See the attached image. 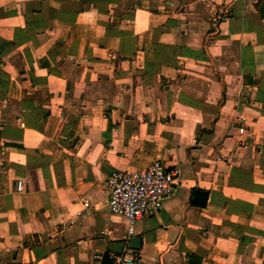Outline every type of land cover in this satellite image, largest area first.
<instances>
[{
	"label": "crops",
	"instance_id": "obj_1",
	"mask_svg": "<svg viewBox=\"0 0 264 264\" xmlns=\"http://www.w3.org/2000/svg\"><path fill=\"white\" fill-rule=\"evenodd\" d=\"M156 160L181 184L129 235L107 181ZM118 242L264 264V0H0V264H104Z\"/></svg>",
	"mask_w": 264,
	"mask_h": 264
},
{
	"label": "built area",
	"instance_id": "obj_2",
	"mask_svg": "<svg viewBox=\"0 0 264 264\" xmlns=\"http://www.w3.org/2000/svg\"><path fill=\"white\" fill-rule=\"evenodd\" d=\"M181 175L180 168L167 167L161 160L154 161L145 170L131 173L115 171L107 181L110 211L125 218L129 223V235H134L136 223L153 211L159 210L165 200L177 191L181 184ZM24 187V182L19 180L17 190L22 192ZM85 205L86 213L89 211V202L86 201ZM112 264H142V262L135 253H123L114 255Z\"/></svg>",
	"mask_w": 264,
	"mask_h": 264
},
{
	"label": "water",
	"instance_id": "obj_3",
	"mask_svg": "<svg viewBox=\"0 0 264 264\" xmlns=\"http://www.w3.org/2000/svg\"><path fill=\"white\" fill-rule=\"evenodd\" d=\"M207 198V193L201 190H196L195 197L193 202L198 205H203L206 201ZM139 243V245H137ZM130 249L137 250L140 248V238H136L133 241V244L129 245ZM126 247V242H118V243H113L108 246V249L110 252H112L114 255H121L124 253Z\"/></svg>",
	"mask_w": 264,
	"mask_h": 264
},
{
	"label": "trees",
	"instance_id": "obj_4",
	"mask_svg": "<svg viewBox=\"0 0 264 264\" xmlns=\"http://www.w3.org/2000/svg\"><path fill=\"white\" fill-rule=\"evenodd\" d=\"M104 264H112V257L109 254L104 257Z\"/></svg>",
	"mask_w": 264,
	"mask_h": 264
}]
</instances>
